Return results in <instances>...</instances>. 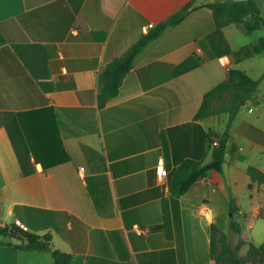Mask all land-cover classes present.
Masks as SVG:
<instances>
[{
  "label": "crops",
  "instance_id": "1",
  "mask_svg": "<svg viewBox=\"0 0 264 264\" xmlns=\"http://www.w3.org/2000/svg\"><path fill=\"white\" fill-rule=\"evenodd\" d=\"M222 1L85 0L76 12L69 0H0V264H55L50 252L18 249L19 230L50 234L71 264H216L211 227L229 236L232 218L239 239L264 243V185L248 172L264 174V80L233 121L223 172L179 200L170 191L174 171L209 164L219 142L210 132L227 129V113L195 120L204 96L232 69L264 75V60L247 64L259 56L236 62L246 44L229 40L231 25L232 53L211 49L206 6ZM189 3L194 11L136 57L118 94L101 98L106 67Z\"/></svg>",
  "mask_w": 264,
  "mask_h": 264
},
{
  "label": "trees",
  "instance_id": "2",
  "mask_svg": "<svg viewBox=\"0 0 264 264\" xmlns=\"http://www.w3.org/2000/svg\"><path fill=\"white\" fill-rule=\"evenodd\" d=\"M75 2V10L78 12L85 0H69ZM258 0H246L243 2L222 1L217 4L206 6L214 20V32L207 36V41L218 58L232 53L230 44L224 36L223 29L230 25H240L242 31L250 35L256 31H264V15L258 5ZM192 3H189L183 10L173 16L168 21L156 26L147 35L142 36L122 57L113 60L105 69L102 75L104 83L101 98H113L125 79L131 72L136 57L153 41L159 39L167 28L175 27L182 23L194 10H191ZM6 44L4 36L0 32V47ZM264 54V36L256 43L244 46L234 53L236 62L240 63L246 59ZM227 79L209 91L202 100V104L196 114L195 120H203L213 116L227 113L229 121L227 129L222 136L215 132H210V140L218 139V146L213 147L212 159L209 164L195 160L184 161L172 174L170 181L171 195L175 200H179L186 195L190 188L197 182L206 179L213 171L223 172L225 159L228 154L229 133L233 121L239 112L250 104L256 96L259 86L264 80V75L259 80H253L247 73L232 69L228 71ZM235 148L232 149L234 153ZM254 183L264 185V174L256 168L250 167L248 170ZM252 188V186H251ZM179 218V201H177ZM234 214L235 211L231 209ZM179 223V219H178ZM14 228V227H13ZM16 229V228H14ZM180 229V226H179ZM229 236L223 234L216 226L211 227V257L216 264H264V243L255 246L252 243L241 242L233 245L231 237L241 234L239 221L232 218L230 223ZM26 243L17 246L20 250L26 251H46L50 252L55 264H71L72 256L53 249L51 246L52 236H36L27 234L22 230ZM1 235H7L5 229L0 230ZM244 243L248 244L247 256H240V248Z\"/></svg>",
  "mask_w": 264,
  "mask_h": 264
},
{
  "label": "rangeland",
  "instance_id": "3",
  "mask_svg": "<svg viewBox=\"0 0 264 264\" xmlns=\"http://www.w3.org/2000/svg\"><path fill=\"white\" fill-rule=\"evenodd\" d=\"M224 1H236V2H243L244 3V1H246V0H224ZM239 28H241L240 25H231L230 27H228V29H226V32H225L226 36L229 38V40L232 41V43H234L237 46L238 45L242 46V44L247 45L249 43H254L255 41H257L258 39H260L264 35V31H257V32L250 34V35H247L242 30L240 32ZM256 60L257 61H249L247 64L250 65V64H255L256 62H262V60H264V55L259 56ZM247 64H246V66H247ZM258 71H259V69H255V71L252 73H256ZM248 106L244 107L242 110H244ZM235 220H237V219H235ZM231 241H232L234 246L241 243V242H245V241H242L241 239H239L238 236L231 237ZM247 248H248V244L244 243L242 245V248H240L241 249L239 252L240 256H243V257L247 256V252H248Z\"/></svg>",
  "mask_w": 264,
  "mask_h": 264
},
{
  "label": "built area",
  "instance_id": "4",
  "mask_svg": "<svg viewBox=\"0 0 264 264\" xmlns=\"http://www.w3.org/2000/svg\"><path fill=\"white\" fill-rule=\"evenodd\" d=\"M149 28H153V25H150ZM214 146H218V142L214 141L213 143ZM158 178L163 180L168 176V172L166 171L165 167L163 165H160L157 170ZM25 230L26 228L23 227Z\"/></svg>",
  "mask_w": 264,
  "mask_h": 264
}]
</instances>
